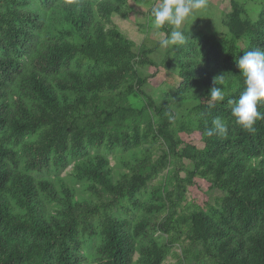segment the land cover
<instances>
[{
    "label": "trees",
    "instance_id": "1",
    "mask_svg": "<svg viewBox=\"0 0 264 264\" xmlns=\"http://www.w3.org/2000/svg\"><path fill=\"white\" fill-rule=\"evenodd\" d=\"M131 3L157 0H0V264H264V120L248 132L228 103L235 61L264 50V6L230 1L224 32L181 30L163 63L177 83L155 98L159 43L112 21ZM215 117L226 137L205 135ZM195 178L221 195L200 203Z\"/></svg>",
    "mask_w": 264,
    "mask_h": 264
},
{
    "label": "clouds",
    "instance_id": "2",
    "mask_svg": "<svg viewBox=\"0 0 264 264\" xmlns=\"http://www.w3.org/2000/svg\"><path fill=\"white\" fill-rule=\"evenodd\" d=\"M206 4L207 0H157L150 8L151 27L158 33L165 27L171 29L159 39V46L165 50L183 46L187 37L180 30L181 26L195 11L205 8ZM235 63L239 75L243 77L244 89L238 99L228 101L231 105V116L242 129L254 132L256 122L264 120V113L258 111V104L264 103V50L246 51ZM217 80L222 81L223 76L214 78V86L207 94L210 108H215L225 99L224 90L215 86ZM211 123L213 127L206 129V136L228 135V124L225 120L215 117Z\"/></svg>",
    "mask_w": 264,
    "mask_h": 264
},
{
    "label": "rangeland",
    "instance_id": "3",
    "mask_svg": "<svg viewBox=\"0 0 264 264\" xmlns=\"http://www.w3.org/2000/svg\"><path fill=\"white\" fill-rule=\"evenodd\" d=\"M230 1H235L243 6L247 10L251 18H255L258 10L264 6V0H207L206 7L195 11L181 26L180 30H185L190 34H214L219 32H224L225 29L221 25L222 20L225 19V15L230 11L229 3ZM133 12L129 18H119L113 17L112 21L116 26L125 34L127 38L134 41L136 44H140L142 41L147 43V45L154 46L158 43L159 39L163 37V32H156L153 30L150 24V6L136 5L132 4ZM130 6V4H129ZM171 49L165 50L160 46L150 55V58L159 64V72L152 78L149 82L144 85V90L151 94L153 97L157 98L160 93L171 92L172 88L177 83V78L172 72L165 70L163 68L164 60L168 58ZM174 68V67H173ZM140 76H147L151 74L149 67H139L138 68ZM133 103L134 97H132ZM181 140L184 142L188 141V138L184 134L179 135ZM198 147L201 143H196ZM113 163V161H111ZM70 167L66 169L69 171ZM66 172H63L61 176H64ZM162 177V176H161ZM159 178L161 180L162 178ZM165 179V177L160 181V183ZM158 180V181H159ZM197 183L200 193H198V198L200 203L204 199L206 202H212V198L221 195L216 189L209 188V185L200 179H194ZM78 186V184H76ZM189 194L187 193V198L189 200ZM174 251L178 252V247H174ZM167 263H174L175 259L168 256Z\"/></svg>",
    "mask_w": 264,
    "mask_h": 264
}]
</instances>
